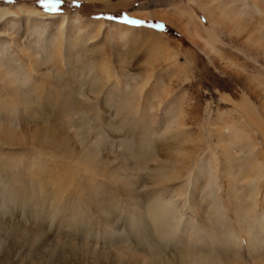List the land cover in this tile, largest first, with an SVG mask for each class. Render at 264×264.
Instances as JSON below:
<instances>
[{"label": "rangeland", "instance_id": "rangeland-1", "mask_svg": "<svg viewBox=\"0 0 264 264\" xmlns=\"http://www.w3.org/2000/svg\"><path fill=\"white\" fill-rule=\"evenodd\" d=\"M208 6L0 0V264H264V0Z\"/></svg>", "mask_w": 264, "mask_h": 264}, {"label": "bare ground", "instance_id": "bare-ground-1", "mask_svg": "<svg viewBox=\"0 0 264 264\" xmlns=\"http://www.w3.org/2000/svg\"><path fill=\"white\" fill-rule=\"evenodd\" d=\"M208 1L209 0H188V2L189 3H191V4H194L195 6H197L202 12H207L208 11ZM175 2H170V5L174 8V11L175 12H177V11H183V10H185L183 7L182 8H179V7H177V6H175ZM3 7V6H2ZM9 9H7V11H8ZM6 11V12H7ZM10 11V10H9ZM9 11H8V14H9ZM30 11H28V13H29ZM141 12H143V11H141ZM30 13H32L33 15H40V14H42L43 15V12L42 11H39V10H36V9H31V12ZM188 15H190V14H188ZM192 15V14H191ZM32 16V15H31ZM50 16V15H49ZM71 16H73L74 18V22L75 21H80V20H82V18L79 16V14L78 13H72L71 14ZM5 17V16H4ZM195 17V16H194ZM161 20V19H160ZM78 21V23H80ZM76 23V22H75ZM216 22L215 21H209V24L211 25V27H212V25H214ZM13 24V23H12ZM110 24V23H109ZM35 26V25H34ZM111 27H112V29L115 31V32H117L118 33V35L120 36V37H122L123 38V35H124V32L126 31V27L125 26H123V25H117V24H114V23H111ZM206 30H210V29H206ZM211 30H212V28H211ZM38 32V31H37ZM35 33V35H36V37L39 39V38H41L42 37V34H41V36H40V32L39 33ZM197 32V31H196ZM212 33V32H211ZM201 38V37H200ZM202 39V38H201ZM203 40V39H202ZM71 42V41H70ZM204 42H205V40H204ZM207 43V42H206ZM207 45H208V43H207ZM199 180H200V178H199ZM199 183V182H198ZM196 184H197V182H196Z\"/></svg>", "mask_w": 264, "mask_h": 264}, {"label": "snow or ice", "instance_id": "snow-or-ice-1", "mask_svg": "<svg viewBox=\"0 0 264 264\" xmlns=\"http://www.w3.org/2000/svg\"><path fill=\"white\" fill-rule=\"evenodd\" d=\"M39 2L43 9L55 13L59 10L62 0H39ZM131 23L136 22L132 21Z\"/></svg>", "mask_w": 264, "mask_h": 264}]
</instances>
